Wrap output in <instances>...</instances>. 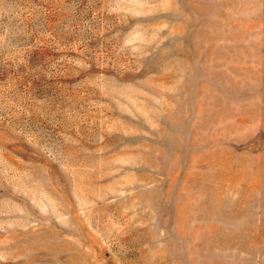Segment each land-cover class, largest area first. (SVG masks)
I'll list each match as a JSON object with an SVG mask.
<instances>
[{"label":"rangeland","instance_id":"obj_1","mask_svg":"<svg viewBox=\"0 0 264 264\" xmlns=\"http://www.w3.org/2000/svg\"><path fill=\"white\" fill-rule=\"evenodd\" d=\"M0 264H264V0H0Z\"/></svg>","mask_w":264,"mask_h":264}]
</instances>
